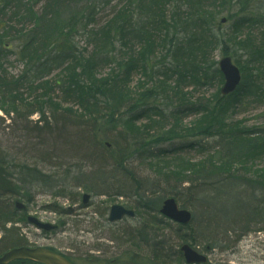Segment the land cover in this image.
<instances>
[{
  "label": "rangeland",
  "instance_id": "1",
  "mask_svg": "<svg viewBox=\"0 0 264 264\" xmlns=\"http://www.w3.org/2000/svg\"><path fill=\"white\" fill-rule=\"evenodd\" d=\"M131 1L71 0L73 5L62 8L61 17L67 20L74 12L80 16L88 14L96 5L90 14L88 30L85 35L82 31L75 34L73 45L77 52L92 59L105 52L111 57L110 62L103 61L102 55L91 64L76 62L53 68L45 66L39 77L35 74L30 76L38 77L33 88L23 84L18 92L10 94L23 99H16L15 106L12 100H4L8 96L6 92L4 96L0 92V105L3 106H0V157L13 167H31L38 175V180L27 182L24 186L18 183L20 189H24L19 195L9 193L2 196L0 207L8 214L11 223L14 226L18 224L29 237L27 241L50 242L70 254L76 264H187L179 252L183 243H189L204 254L209 264H264V229L252 228L246 232L233 229L236 215L228 208L232 205L230 198L223 199L217 206V214L220 213L225 223L218 217H207L205 207L208 204L193 201L201 180L197 178L196 185H189L193 179L189 171L208 164L214 151L210 148L214 146L213 141L208 138L203 142L210 147L205 150L196 147V141H202L203 136L194 133L207 128L208 117L205 112L176 114L173 110L175 107L183 110L185 105L198 101L207 105L211 103L224 85L223 75L221 80L215 77L217 71H212L211 66L219 70L218 63L224 56H230L241 68L243 81L261 77L263 82L258 83L264 85V24L239 23L235 26L244 18L241 16L259 13L264 7V0H155L157 2L152 11L145 0H141L137 13L132 11ZM46 2L41 0L37 8L39 12L44 11ZM244 2L247 3L244 5ZM202 9L213 13L206 15V23L203 19L196 25L191 23L184 27L179 21L180 24L175 26L178 19L181 22L190 20L192 10L199 15ZM140 13L149 15L150 22L134 30L131 21L139 19L137 15ZM124 15L131 18L125 26L124 42L116 38L107 50L113 29ZM223 18L228 19L227 22L221 23ZM164 19L171 25L165 30L162 29ZM152 21H156L154 26ZM14 26L16 29L22 27L17 23ZM27 26L34 29L35 25L28 22ZM81 28L78 24L77 29ZM176 29L181 32L182 40L174 45L165 43L168 35L171 38ZM196 30L200 34L197 41L194 38ZM93 32L97 36L94 37ZM226 38L230 42L225 46ZM24 41L17 38L11 56L1 58L11 76L18 77L25 69L26 62L18 54ZM117 63L124 64L129 70L127 75ZM82 65L92 68L99 80L111 76V72L118 76L116 81L111 82L110 108L117 110L118 100H122L125 106L134 101L146 104L144 111L132 116L125 125L108 131L103 120L109 111L107 106H103L105 104L96 105L88 111L75 100L66 102L61 90L64 80L80 71ZM194 65L195 72H192ZM164 69L167 77L162 72ZM201 70L212 72V76L203 78ZM190 74L201 77L203 83L190 79ZM46 90L51 95L44 96ZM37 96L42 98L43 105L35 102ZM48 103L59 105L62 109L72 107L75 113L56 112ZM158 110L166 111V115L158 116ZM230 115L223 117L238 121L242 128L264 129V97L248 100ZM40 117L49 119L48 127L35 126ZM117 136L123 144L136 145L132 152L135 155L129 158L117 151L115 145L114 151L107 155L108 159H102L100 153L107 154L104 143L115 144ZM242 160H245L244 169L240 162L235 170L240 167L242 174L245 171L258 180H264L263 147ZM98 169L115 171L105 175L97 173ZM14 172L15 168L10 167L9 173ZM94 174L97 178L92 177ZM15 178L20 180L21 176L15 175ZM243 182L245 180L238 185L239 192L245 189ZM124 187L129 195L136 187L141 194L148 195L150 191L153 193L149 196L152 200L175 197L180 207L192 212V221L187 226L191 228L180 229L178 223L159 212L151 213L146 225V218L137 212L136 219L112 227L107 220L112 205L122 204L132 209L136 206L132 196L118 194ZM87 191L93 195L90 207L82 204L83 194ZM29 195L30 213L52 224L59 223L62 227L60 231L43 233L19 218L20 213L17 216L14 202L21 200L27 204ZM208 218L213 220L210 224L213 232L200 227L201 222L204 226L208 225ZM0 224L4 229L9 226H4L2 221ZM228 228L231 230L229 234ZM44 234L48 238L43 239ZM180 235H185L187 241ZM214 242L217 245L212 247ZM209 245L210 249L207 248Z\"/></svg>",
  "mask_w": 264,
  "mask_h": 264
},
{
  "label": "trees",
  "instance_id": "2",
  "mask_svg": "<svg viewBox=\"0 0 264 264\" xmlns=\"http://www.w3.org/2000/svg\"><path fill=\"white\" fill-rule=\"evenodd\" d=\"M140 2L141 0L131 1L130 6L132 11H135L136 13L138 12L137 10ZM145 2L148 8L152 11L153 6L157 1L145 0ZM246 3L247 2H244V5ZM40 4L41 0H0V64H2L0 65V92L2 93V96H4L5 92L7 93L8 96L4 97V100H12V105H14V101L16 99H22V97L15 95L12 96L10 94L18 92L19 88L24 86L23 84H27V86L33 88L36 79L39 77L38 74L43 71L45 66L50 65L53 68L56 65L66 66L68 64H76V62L91 64L97 61V59L102 55H104V59L101 58L103 61H111V57L108 54H105V52L101 53L100 56L97 55L95 58L93 56L92 59L89 56H84L82 52H77L73 45L74 35L80 33L81 31L85 35V32L88 30L89 18H91L90 14L94 11V8L96 7L95 4L91 7L92 10L88 14L83 13L80 16L74 12L67 17V20H63L61 17V7L62 4L67 7L73 5L74 3H72L71 0H47L43 7L44 11L42 12H39V9H37ZM242 10L245 11L244 8ZM206 15L211 16L213 13L210 12V10L202 9L199 15H197V12L192 10L190 20L187 22H181V19H178V21L175 22V26L180 23L184 24V27L189 26L191 23L196 25L203 19L206 23ZM137 16L139 19L135 22H132L131 18H128V15L121 17L113 29V35L111 32L112 39L109 40L106 45V47L108 46L107 50L114 44L113 40L116 38L120 39L122 43L124 42L126 33L125 26L128 24V21H131L134 30H139L142 26L149 24V15L146 16L140 13ZM177 16L179 18L182 17V15ZM241 17L244 18L235 24L236 27L239 23L242 25L253 26L260 23V26H262L264 24V7L261 11H259V13L251 12L250 14H246ZM172 19H174V17H172ZM28 22L34 23V29L28 28ZM152 22L154 26L156 21ZM15 23L21 24L22 27L20 29H16L14 26ZM78 24L81 25V29H77ZM162 24V29L164 28V30L171 27L170 23L166 19L162 20ZM179 32V29H176L175 34L171 35V38L168 35L164 42H169L171 43L170 45H174L173 43H179L182 40V36L179 35ZM92 35L94 37L97 36L94 32ZM199 35L200 34L196 30V37H194L196 38V41L200 39ZM17 38L26 40L20 46L18 53L20 58L23 59V62H26V64L23 73L18 77H15L8 74L1 58L5 56L8 59V57L11 56V51L15 48L14 42ZM229 42L228 38H226L225 46ZM180 48L181 47L178 49ZM118 66L124 68L125 75L128 74L129 70L125 69L123 63H119ZM80 67V71H77L71 77L64 80L62 85L63 89H61L65 97L64 100L66 102H70L69 99L73 101L75 100L79 103L81 108L87 109L88 111H91V108L96 105L99 107L101 103L105 104L103 106H107L109 111L108 115H106L103 120H105L104 123L106 128H108V131L125 125V122L131 119L132 116L135 117L139 112L144 111L146 104H143L142 102L139 104L134 101L128 104L126 103L127 105L125 106L122 100H118L116 103L117 110L110 108L112 98L111 82L116 81L118 76H115V74L111 72V76L103 77L99 80L95 78L92 68H87L84 65ZM195 67V65L191 67L192 72H195ZM168 69L173 71L172 67H169ZM211 70L217 71L215 73V77L218 76L220 80L222 79V74L217 67L211 66ZM162 72H164L163 74L166 77L168 76L165 69ZM34 74L38 75V77L30 78V76ZM201 74L203 78L212 76V72L208 73L207 70H201ZM253 74L256 73L253 72ZM190 79L195 80L196 83L198 82L199 84L203 83V79L195 76L194 74H190ZM258 82H263L261 77H254L252 80L248 79L247 81H243L235 93L228 97H223L221 96V93H219L214 97L209 105L204 104L205 102L198 101L185 105L183 110H181L180 107H175L173 109L176 114L193 111L205 112L208 117L207 120L209 124L207 128L194 133L195 135L203 136V138L200 139L202 141H196V147L203 150H205L206 147H210L203 142L204 139L208 138V140L211 139V141H213L212 143L214 146H211L210 148H214V151L211 153L212 159H210L208 164L202 165L201 169H193L189 171L190 176L193 177L191 185L197 184L195 183L197 178L202 179L198 182L199 191L196 192V196L193 198V201L199 200L203 204H208L209 206L205 207L207 217H218L217 219L224 222V219H222V217H220L221 215H219L220 213L217 214V206L220 201L223 202V199L230 198L229 201L232 205L228 206V208L233 212L235 211L234 215H236V217H234V223H236V225L233 229L242 230V232H246L252 228H257L259 231L264 229V180H258L250 174H247L245 171L244 174L241 173L245 167L243 164L245 160L242 159H244V157L248 154H253L258 149L262 147L264 148V129L259 128L249 130L242 128L238 121L226 120V117H223V115L228 114V116H231V113L241 107L248 100L264 97V85ZM164 83L165 82H163V84ZM58 85H60V82ZM260 91L262 94H260ZM48 95H51V93L49 90H46L44 96ZM35 102L41 105L44 104V101L40 96L36 97ZM49 105L56 112L63 110L64 112H68L70 114L75 113L72 107L62 109V107L54 105L53 103ZM123 109H125L123 112L124 114L122 113L120 115L119 113ZM40 111H42V107ZM165 112L160 110L156 111L158 116L166 115ZM40 118L41 120L37 121L35 126L38 128L48 127L49 119L47 117ZM40 123H43V125L40 126ZM201 131L204 132V134L200 133ZM117 137L118 139H116V142L114 141V143L125 148L126 153L124 154L126 156L132 154L134 146L136 145H132L131 143L123 144L119 141L120 137ZM240 162H242L241 164L243 169L237 167L235 170V167L239 166ZM4 163H6V160L0 157V171L4 170L5 173L8 169H10V166H3ZM0 177L2 178V186L4 188L7 183L5 179L6 176L5 174H0ZM241 180H245V182L242 183L245 189L239 192L238 185ZM161 199L162 197H159L156 200L147 201V210L148 208H156L154 206L159 205L161 203ZM225 203L228 204L227 201ZM239 215L241 216L240 218ZM210 218H208L209 223L207 226H204L201 222L200 227H202L203 230L213 232L210 230V224L213 221ZM179 228L182 229L183 227L179 226ZM185 228L190 229L191 227ZM235 230H233L234 233L236 232ZM230 231L231 230L228 228V234ZM207 235L211 236V233H208ZM180 238L187 241L185 235H180ZM216 245L217 243L214 242L212 247ZM209 247H211V245L207 246L208 249Z\"/></svg>",
  "mask_w": 264,
  "mask_h": 264
},
{
  "label": "water",
  "instance_id": "3",
  "mask_svg": "<svg viewBox=\"0 0 264 264\" xmlns=\"http://www.w3.org/2000/svg\"><path fill=\"white\" fill-rule=\"evenodd\" d=\"M225 21V20H224ZM220 68L225 76V84L222 88V94L228 95L236 90L241 82L242 76L240 69L233 64L230 57H224L220 61ZM89 199L88 195L84 196V201ZM161 213L165 216L177 221L183 225H187L191 222L192 214L187 209H180L178 203L174 198H167L163 202ZM133 210H127L122 206L115 205L111 209L110 220L115 221L122 218L124 215L134 216ZM31 222L36 223L39 227H43L46 230L53 228L51 225H44L37 220L29 218ZM182 250L184 251L186 261L188 263H202L206 261V257L198 254L189 245H183ZM14 259H29L46 264H71L66 258L59 256L47 249H29V248H18L6 253L0 258V264H8Z\"/></svg>",
  "mask_w": 264,
  "mask_h": 264
},
{
  "label": "bare ground",
  "instance_id": "4",
  "mask_svg": "<svg viewBox=\"0 0 264 264\" xmlns=\"http://www.w3.org/2000/svg\"><path fill=\"white\" fill-rule=\"evenodd\" d=\"M105 144V150L107 151V154H104V155H101V153H100V157L102 158V159H108V156L114 151V147H115V145L116 144H112V143H109V142H105L104 143ZM114 145V146H113ZM117 146V151H119V152H121V153H126V150H125V148H123V147H121V146H118V145H116ZM113 148V149H112ZM108 155V156H107ZM135 155V154H134ZM134 155H132V154H129L128 155V157L129 158H132ZM104 157V158H103ZM111 158L113 159V157L111 156ZM9 163V162H8ZM7 165H9L11 168H15V172L14 173H9V170L10 169H8V171H6L5 173H4V170L3 171H0V174H5V176H6V181H7V183L5 184L6 186L3 188V182H2V178L0 177V198H1V196H4L5 194H9V193H12V194H15V192H21V191H24V189H20V186H19V184H21L22 186H24V184H27V182L28 183H30V182H33V181H35V180H38V175H35V173H34V171L35 170H31V167H29V168H21V167H13L11 164H7V163H4V165L3 166H7ZM122 170H124V172H125V168L124 167H122L121 168ZM115 170H110V171H103V170H97L96 172L97 173H104L105 175L106 174H110L111 172H114ZM15 175L16 176H21V179L19 180V179H16L15 178ZM22 176H24L25 178H23ZM12 177L14 178V181H13V179H12ZM92 177L93 178H97V174H94V175H92ZM200 180H202L201 178H200ZM190 182V184L189 185H191V181H189ZM19 183V184H18ZM95 184V183H94ZM190 188V187H189ZM188 188V189H189ZM118 194H120L121 196H124V195H129V193L125 190V187L123 188V191H118ZM150 194H153L152 192H150L149 191V193H148V195H147V193H140V189L138 188V187H136L135 188V190H134V193L132 194V195H129V196H132V199H133V202L134 203H136V206L134 207V210L136 211V212H139V214H141L140 216H142L144 219L146 218V222H145V225H146V223H148L149 222V220L147 219V217H149L150 215H151V213H154V212H161V209H159V208H148V210H147V208H146V202L147 201H150V200H152V199H150L151 197H149L150 196ZM224 194L226 195V193L224 192ZM85 195H91L88 191H87V193H84L83 194V197H82V200H83V198H84V196ZM29 200H31V196L29 195L28 197H27V204L29 205ZM19 203L20 204H22V205H24L25 203L24 202H22L21 200L19 201ZM25 206V205H24ZM69 210L71 209V208H68ZM30 218H32L33 220H37L38 222H40V223H42V224H44V225H54V224H52V223H49V222H41L37 217H35V215H30L29 216ZM127 217H129L128 215H124L122 218H120V219H118V220H115V221H112V222H110L111 224V226L113 227V226H119L121 223H123L122 222V220L124 219V218H127ZM0 221H2L3 222V224H4V226L6 225V226H8L7 228H6V230L8 231V232H12L15 228L14 227H11L10 225H11V220H9V218H8V214L7 213H5L4 211H3V208H1L0 207ZM126 221H128V220H126L125 219V221L124 222H126ZM148 221V222H147ZM113 223H115V224H113ZM29 225H32L33 227H35L36 228V230H38V231H44V230H46L45 228H43V227H39L36 223H34V222H31V221H29V223H28ZM158 247H156V249H157ZM14 249H18V248H14ZM14 249H11V250H9L8 252H10V251H12V250H14ZM155 250V249H154ZM51 251V250H50ZM198 254H200L201 255V253L199 252V251H197V250H195ZM8 252H6V253H8ZM51 252H53V253H55V254H57V255H59V256H62V255H60V254H58V253H56V252H54V251H51ZM5 253V254H6ZM62 257H64V258H66L71 264H76L72 259H71V257H66V256H62ZM14 260H18V259H14ZM11 261H13V260H11Z\"/></svg>",
  "mask_w": 264,
  "mask_h": 264
},
{
  "label": "flooded vegetation",
  "instance_id": "5",
  "mask_svg": "<svg viewBox=\"0 0 264 264\" xmlns=\"http://www.w3.org/2000/svg\"><path fill=\"white\" fill-rule=\"evenodd\" d=\"M31 170H33V169H31ZM15 195L17 196V195H19V193L15 192ZM92 197H93V195H91V199L88 200L87 204L85 203V205H86L85 207H90L91 205H93ZM16 201H20V200H16ZM24 205H17L19 207H23L19 212H17V216H18V213H20V215L18 217L19 218L25 217L26 220L28 221V216L31 215L30 208H29L28 204H24ZM17 216H15V217H17ZM35 217H37L42 222H48V221L42 220L38 216H35ZM136 217H137V215H135L134 217L124 218L122 220V222H124L125 219L126 220H134V219H136ZM107 220H108L109 224H111L110 223L111 221H109L108 218H107ZM23 222H21V223H23ZM113 224H115V223H113ZM10 226L14 227L15 229L12 232H9L8 235H6L8 233V231L6 229H4L2 227V225L0 224V258L3 257L6 252H8L9 250L14 249V248L48 249V250L54 251V252H56L62 256L64 255L68 258L71 257L70 254L62 251L61 248L56 247L55 245L51 244L50 242L47 243L44 241H42V242H38V241L29 242V241H27L26 238H29V237L25 235V232H22V229H20L18 227V224L15 223V226H14L13 223H11ZM54 226H55L54 230H56V231H60L62 229V227L59 223L58 224L55 223ZM42 232L47 233L45 230ZM4 238H5V241L3 242ZM42 238L45 239V238H48V236L45 237V234H44V236H42ZM47 240H49V239H47ZM9 264H43V263L33 261V260H28V259H18V260H13V261L9 262Z\"/></svg>",
  "mask_w": 264,
  "mask_h": 264
}]
</instances>
